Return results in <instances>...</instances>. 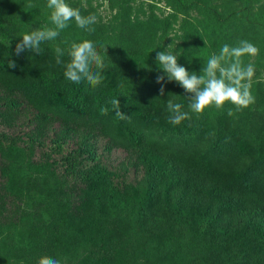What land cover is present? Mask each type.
<instances>
[{
	"label": "rangeland",
	"instance_id": "374dc122",
	"mask_svg": "<svg viewBox=\"0 0 264 264\" xmlns=\"http://www.w3.org/2000/svg\"><path fill=\"white\" fill-rule=\"evenodd\" d=\"M182 2L67 0L82 15L97 16V22L91 26L94 31L81 29L72 20L56 40L42 43L39 55L28 50L21 53L36 55L39 65H53V81L63 87L72 81L64 76V64L56 63L55 47L65 49L61 60L67 63L66 50L71 42L91 40L106 65L101 98L111 96L117 88L126 103L134 100L137 105L147 101L152 106L145 112L135 109L134 103L128 105L134 114L129 128L147 143L145 151L123 143L127 135L115 123L117 116L108 113L100 118L90 107L71 115L49 97H36V101L29 103L44 113L57 111L70 120L61 124L53 119L50 127H71L73 122H78L76 145L69 141L60 152L49 153L51 140L45 146L28 142L30 131L35 130V123L27 121L28 112L25 119L14 122L13 126L0 125V264H36L39 257L50 256L39 241L33 240L44 237L42 233L48 229L59 239L52 257L60 259L62 264H96L100 256L111 264H231L227 258L234 250L226 249L227 236L230 232L229 237L235 239L236 228L240 231L243 224L240 215L233 213L234 207L221 216L215 231H210L205 223L194 222L191 216L204 211L215 213V203L206 201L207 193L225 190L226 177L243 174L257 149L264 156V0ZM50 15L47 0H0V48L15 54L23 34L44 25L52 27ZM173 40L179 64L197 73L225 43L230 46H236L240 40L253 43L259 49L258 54L243 59L246 64L255 65L251 89L255 103L242 110H236L231 103L222 108L213 106L202 114L190 112L191 118L179 125L170 124L167 100L172 99L183 106L182 110L190 111L187 96L191 95L178 83L165 80V94L160 96L162 85L157 83V76L164 73L156 55ZM100 45L107 47V53ZM7 76L0 75V79ZM81 82L87 83L83 79ZM229 109L232 115H228ZM195 115L208 118L222 131L221 139L229 142L224 153L208 150L210 156L223 162L219 166L228 165L226 169L214 172L202 164L208 162L203 150L211 148L212 141L185 134L196 132L200 121L194 122ZM94 128L100 134L104 130L105 135H97ZM94 133L95 138L90 140ZM110 134L117 143L106 137ZM234 141L249 143L251 157L235 151L234 145L238 144ZM76 148L78 152L81 148L88 152L76 158L73 154ZM70 163L78 172L90 167L101 172V184L95 188L90 180H85L88 172L84 177L68 173ZM170 177L171 182L177 180L173 188ZM153 184L157 199L150 197ZM32 189L38 200L25 202V192ZM105 194H112V204L123 203L114 210L110 207L107 210L110 212L106 206L102 210L96 202ZM230 196L242 200L246 197L236 188ZM157 204L173 208L162 210L163 206L158 208ZM176 205L191 216L178 221ZM243 234L246 237L248 231ZM245 237L241 235L240 239Z\"/></svg>",
	"mask_w": 264,
	"mask_h": 264
},
{
	"label": "trees",
	"instance_id": "16d2710c",
	"mask_svg": "<svg viewBox=\"0 0 264 264\" xmlns=\"http://www.w3.org/2000/svg\"><path fill=\"white\" fill-rule=\"evenodd\" d=\"M177 1L181 4L183 3L182 0ZM1 39L2 34L0 33V42L2 41ZM9 59L15 60L17 65L16 68L13 69L7 67V62ZM37 59L38 57L33 54H20L19 56H17L16 54H12L0 48V75L8 74L7 77H2L0 79L1 126H13L14 122L20 119H25L26 116H28L26 112H28L29 117H27V121L35 123V125L33 126V129L35 128V130L30 131L27 141L36 142L39 146H41L44 144L46 145L47 141L51 140L49 153H58L62 150L61 148L64 147V145L69 141H71L74 145L77 144L78 133L80 132L78 122H73L74 124L71 127H63L60 125L58 126L57 124L56 127H50L49 123L53 119L60 120L61 124H63L62 121L70 120L67 119L66 116L57 113V111L54 114L46 112L44 113L43 110L37 108L34 105H31L29 103L31 100L36 101V97H49L58 106H64V108L67 109L71 113V115L75 112L78 113V110L82 111L86 107H90L91 111L96 113V115L98 114V117L103 118L100 112V107L102 106H107L109 109L108 113L116 117L115 111L112 109V106L110 103H108V101H110L112 98H118L121 103L120 111L130 116L129 120H122V122L117 117V121L115 122L120 129H124L123 131H125L127 135L125 137L123 136V143L127 146H137V149L142 148L144 151L146 150L145 147L147 146V143L144 142L142 137L140 138V135L136 133V131L129 128L128 123H130L134 119V114L132 108L128 107V105L134 103L136 107L135 109L139 108V110H145V112H147L148 109L151 110L152 102H137L136 105L134 100H132L126 103L125 98L120 94V92H118L120 90H116L117 88H114L111 96L101 98V90L104 87L102 83L96 88H93L90 84L84 82H80V84L78 85H76V83L74 82H69L66 86L61 87L58 84H55L53 81L55 79L53 73L55 67L53 65L47 67L39 65ZM10 72L16 73V75L9 74ZM90 95H93L91 99L89 98ZM93 107H95V110L93 109ZM54 109L55 108H53L52 110ZM76 119H78V117ZM118 120L120 121V124ZM193 120L194 122L200 121V124H197L198 126L196 127V132H187L185 134L188 137H204L203 139L207 140V142L212 141V143H210L211 148L203 150L204 156L209 163L202 162V164H205L207 167H211L214 172L218 171L217 169H226L224 167H228V165L225 166L222 164V166L224 167L219 166L223 162L210 156L208 151L211 149V151H215L218 154L219 152L224 153L227 150V148L229 147V142L221 139L220 133L222 131H219L218 128L212 125L209 119L205 118L204 116L197 117L195 115L193 116ZM203 120L205 122L208 121V123L202 124L201 121L203 122ZM222 121L224 120L222 119ZM186 124L190 125V123ZM47 126L50 128L48 129ZM44 127H46V129H44ZM94 130H97L96 133H98L97 128H94ZM88 132L89 131H86L85 133L88 134ZM103 132L101 131V134ZM96 133L93 134L90 140H93L95 138ZM99 134L100 133H98L97 135ZM106 137L114 142L117 141V139L114 138L112 134L106 135ZM233 143L238 144L234 145L235 151H240L241 154L251 157L252 146L249 143L238 141H234ZM87 152L88 149L81 148V150L78 152V148H76L75 152L73 151V154H75L76 158H78V156H83L81 154H85ZM254 156L255 158L248 165L243 174H234L230 177H226L225 190L219 192L218 190H212L211 192L207 193L206 201H209L208 204L213 202L215 203V213L204 211L202 214L191 216L190 213L188 211H185L183 207L179 205H176V207H174L177 213L178 221L191 216V220H193L194 222L201 224L205 223L207 224L210 231H215L214 227H217L221 222V216L223 214H226V212L229 211V209L233 206V213H235L237 217L238 215H240L241 224H243L242 226H240V231L238 230V228H236L237 232L235 239H233V236L229 237L230 232L227 236L229 244H227L226 249L234 250L233 254L230 255L229 258H227V262H231V264H264V156L261 157V153L258 149ZM228 164L231 165V161H229ZM69 171L70 172L68 173H73L75 175L81 174V176L83 177L88 172L85 176V180H90L89 182L92 183L94 187L97 184H101L100 180L102 177V173L97 172L94 168L90 167L88 170L78 172L75 171L72 163H70ZM171 181L172 177H170V183L171 187L173 188L175 184H177V180H174L173 182ZM153 188L154 190L150 194V197L152 199H157V188L154 184ZM234 188L240 190L241 192H243V194H245L246 197L244 200H242L241 198L237 199L230 196V192ZM250 193L254 194V196ZM111 196L112 194L109 196L105 194L101 198V200L96 202V206L102 210H104L106 206V211L110 207H113V210L120 207L123 202L114 205L112 204L113 202H111ZM199 196L203 197L201 194ZM23 200L25 202L31 203L38 200V196L33 189L27 190L23 196ZM104 201L106 202L105 204ZM158 205L160 204L156 205L159 208ZM160 206H163V204H161ZM164 208L169 210L173 207L163 206L162 210H164ZM153 209H155V207ZM162 210L161 212H163ZM245 231H248L246 237L243 234V232ZM42 234L44 235V237H35L33 240L39 241L42 249H44L43 251L48 255H54L55 250L59 247V239H56L54 233L50 229L44 231ZM241 235L245 237L242 238V240L240 239ZM115 249H118V246ZM96 264L111 263H109V261L104 256H100Z\"/></svg>",
	"mask_w": 264,
	"mask_h": 264
},
{
	"label": "clouds",
	"instance_id": "9594fccd",
	"mask_svg": "<svg viewBox=\"0 0 264 264\" xmlns=\"http://www.w3.org/2000/svg\"><path fill=\"white\" fill-rule=\"evenodd\" d=\"M32 5H29L31 7ZM47 8L51 10L50 20L52 27L44 25L29 33L22 35V39L16 44L15 54L19 56L25 50L37 55L41 52L40 45L46 41H54L59 37L61 31L69 27L70 21L74 20L76 25L88 32L94 31L91 26L97 22L95 14L84 16L79 8L72 7L67 0H47ZM206 44V41H204ZM64 43H68L65 41ZM176 42L167 45L164 51L157 52L156 61L164 73L157 76V83L161 84L160 96L165 94V80L168 83H178L188 95V109L182 110L180 103L172 99L167 100V110L170 113L168 122L179 125L182 121L190 119V112L202 114L206 109L215 106L222 108L226 103L236 106V110H242L255 103L252 94V81L255 76V65L251 62L245 63L244 57H255L259 49L247 40H240L236 46L225 43L218 53H212L203 63L199 73L190 72L186 67L179 64V58L173 48ZM107 53V47L100 45ZM69 60L64 63L61 57L65 49L55 47L56 63L64 64V76L66 79L79 84L86 80L93 88L99 86L105 79L102 74L106 68L103 55L98 51L93 41L84 39L82 42H71L67 48ZM8 68H16L15 60L9 59ZM95 69V70H94ZM172 94H169L171 96ZM111 104L116 116L121 120H129L130 116L120 111L121 103L118 98H112ZM108 107H100L102 115L108 114ZM232 115V109L228 110ZM36 264H62L60 259L52 256H41Z\"/></svg>",
	"mask_w": 264,
	"mask_h": 264
}]
</instances>
